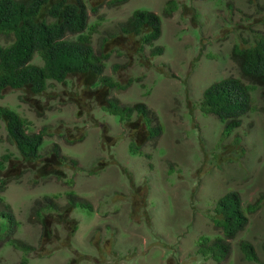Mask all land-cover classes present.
Instances as JSON below:
<instances>
[{
    "label": "rangeland",
    "instance_id": "1",
    "mask_svg": "<svg viewBox=\"0 0 264 264\" xmlns=\"http://www.w3.org/2000/svg\"><path fill=\"white\" fill-rule=\"evenodd\" d=\"M174 1L168 15L162 14L166 0H127L88 13L90 23L101 18L91 36L94 48L103 31L134 9H147L160 18V35L152 42L162 46L160 55L139 64L127 40L126 51L111 52L103 69L121 83L133 80L124 90L113 89L111 96L120 104L143 103L161 125L159 134L139 151L127 149L130 133L117 115L93 103L78 115L73 104L60 105L59 86L50 92L52 98L46 101L51 107L41 117L18 102L17 91H0V106L25 118L34 132L42 125L51 130L58 126L74 138L83 132L82 140L74 143L56 135L49 138L61 154L76 160V166L63 167V179L49 177L31 186L25 175L0 191V200L18 223L15 235L34 247L27 254L28 264H264V95L252 92V107L226 135L223 123L197 104L210 83L238 75L233 45L247 46L264 35V0ZM236 136L239 142L232 144ZM2 153L17 154L0 120ZM66 190L90 208L76 205L70 212L76 229L68 244L60 226L55 228L56 243L47 238L48 243L44 238L42 243L28 208L42 195H56L62 205ZM227 192L235 193L241 208L255 204L249 212L242 209L246 221L230 237L213 223L219 217L215 202ZM198 236L208 244L215 236L222 238L223 257L216 261L207 254L198 246ZM241 240L251 244L257 262L243 257ZM20 256L8 245L0 248V264H14Z\"/></svg>",
    "mask_w": 264,
    "mask_h": 264
},
{
    "label": "trees",
    "instance_id": "2",
    "mask_svg": "<svg viewBox=\"0 0 264 264\" xmlns=\"http://www.w3.org/2000/svg\"><path fill=\"white\" fill-rule=\"evenodd\" d=\"M126 1L0 0V91L4 88L17 91L18 102L41 117L51 107L46 101L52 98L50 92H55L54 87L59 86L62 88L60 105L73 104L78 115L83 107L93 103L117 115L120 124L130 133L127 149L133 153L139 151L145 142L159 134L161 125L143 103L120 104L111 96L113 89L124 90L133 80L128 77L121 83L104 74L103 69L111 52L122 55L126 51L127 40H131V52L139 64L160 55L162 46L152 44L160 35V18L147 9H134L112 29L103 31L95 40V48L91 36L101 18L96 16L95 22L88 21V13L97 14L102 5L117 7ZM175 6L174 0H166L162 14H170ZM145 48H148L146 56ZM231 56L237 64L238 75L210 83L197 102L200 111L213 114L223 123V135L237 127L242 115L252 107V92L257 90L264 95V35H257L247 46L233 45ZM115 67L111 65L112 69ZM0 120L17 152L16 155H0V191L9 181H17L25 175L30 176L31 186L49 177L63 179V167L76 166V160L61 154L59 145L49 138L56 135L66 143L79 142L83 138L82 131L76 138L65 136L58 131V126L51 130L49 125H42L34 132L25 118L5 106H0ZM231 141L238 143V136ZM56 198V195H42L33 199L28 213L40 227L42 243L43 238L45 243L47 240L56 243L55 228L60 226L65 231L63 242L68 244L76 229L70 212L76 205L87 208L90 205L72 190L64 192L62 205ZM254 206L248 204L241 208L235 193L227 192L215 202L214 211L219 217H214L213 223L221 227L224 237H230L246 221L242 209L249 212ZM17 224L9 205L0 200V248L8 245L20 251L21 256L14 264H28L27 254L34 247L15 235ZM201 237L198 236L201 243L198 246L216 261L220 260L226 250L222 238L215 236L208 244V239ZM238 246L246 260L257 262L250 243L241 240Z\"/></svg>",
    "mask_w": 264,
    "mask_h": 264
}]
</instances>
